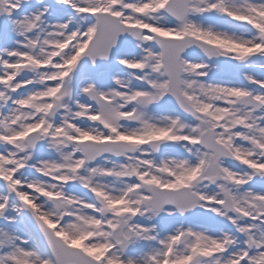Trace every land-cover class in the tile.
Listing matches in <instances>:
<instances>
[{"label":"snow or ice","instance_id":"obj_1","mask_svg":"<svg viewBox=\"0 0 264 264\" xmlns=\"http://www.w3.org/2000/svg\"><path fill=\"white\" fill-rule=\"evenodd\" d=\"M0 221V264H264V0H0Z\"/></svg>","mask_w":264,"mask_h":264},{"label":"bare ground","instance_id":"obj_2","mask_svg":"<svg viewBox=\"0 0 264 264\" xmlns=\"http://www.w3.org/2000/svg\"><path fill=\"white\" fill-rule=\"evenodd\" d=\"M48 2H51V0H48ZM252 72H255V73H257V74H259V72H260V70L259 69H255V68H253L252 70H251ZM243 167V166H242ZM83 191H85V190H83ZM2 222V221H1ZM3 223V222H2Z\"/></svg>","mask_w":264,"mask_h":264},{"label":"rangeland","instance_id":"obj_3","mask_svg":"<svg viewBox=\"0 0 264 264\" xmlns=\"http://www.w3.org/2000/svg\"><path fill=\"white\" fill-rule=\"evenodd\" d=\"M30 87V86H29ZM80 191H83V189H80ZM86 191V190H85ZM0 224H2V222L0 221Z\"/></svg>","mask_w":264,"mask_h":264}]
</instances>
